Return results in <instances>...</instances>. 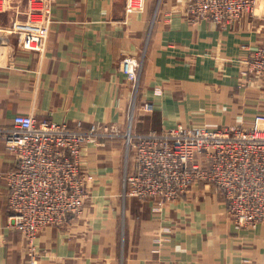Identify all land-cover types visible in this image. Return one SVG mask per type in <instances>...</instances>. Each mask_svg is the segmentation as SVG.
<instances>
[{
	"label": "crops",
	"instance_id": "crops-1",
	"mask_svg": "<svg viewBox=\"0 0 264 264\" xmlns=\"http://www.w3.org/2000/svg\"><path fill=\"white\" fill-rule=\"evenodd\" d=\"M33 1L8 0L0 11V129L17 114L85 128L131 119L143 132L249 126L264 112V73L243 72L264 42V0L229 26L190 20L180 0H144L137 12L125 0H52L43 51L23 48L10 30ZM125 56L141 59L136 90L118 71ZM146 102L154 108L146 111ZM81 164L93 175L83 208L40 231L36 264H264V223L236 225L211 184H193L155 212L152 201L122 195L132 164L122 138L84 145ZM15 166L0 135V264L28 259L7 209L5 175ZM163 227L169 232L158 245Z\"/></svg>",
	"mask_w": 264,
	"mask_h": 264
},
{
	"label": "built area",
	"instance_id": "built-area-1",
	"mask_svg": "<svg viewBox=\"0 0 264 264\" xmlns=\"http://www.w3.org/2000/svg\"><path fill=\"white\" fill-rule=\"evenodd\" d=\"M192 21L210 20L229 26L252 13L256 0H180ZM144 0H125L128 12L140 11ZM8 0H0V11ZM52 0L30 3L25 19L16 18L10 30L27 50L43 51L48 39ZM141 59L125 56L118 71L136 90ZM244 74L264 73V42L253 47L244 59ZM153 104L146 102L150 111ZM16 166L5 175L10 225L26 240L28 259L36 264L35 239L49 226L64 224L78 214L93 175L82 169V149L101 139L122 138L131 168L124 171L122 195L152 201L159 212L166 202L187 195L193 184H211L220 194L227 214L238 226L255 228L264 223V112L253 116L249 126L178 123L164 129L136 132L131 119L119 123L91 125L37 120L17 114L10 128L0 129ZM127 165V161H126ZM169 232L163 227L157 238L162 245Z\"/></svg>",
	"mask_w": 264,
	"mask_h": 264
}]
</instances>
